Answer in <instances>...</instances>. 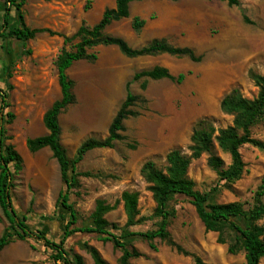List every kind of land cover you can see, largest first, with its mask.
Masks as SVG:
<instances>
[{"label":"rangeland","instance_id":"374dc122","mask_svg":"<svg viewBox=\"0 0 264 264\" xmlns=\"http://www.w3.org/2000/svg\"><path fill=\"white\" fill-rule=\"evenodd\" d=\"M239 1L241 6L229 7L225 2L207 0H143L130 5L128 19L114 22L105 31L125 39L134 49L143 48L154 39L192 48L203 56L200 63L166 54L131 59L117 47L100 46L90 51L97 54L96 61L76 62L68 70L76 102L62 112L59 123L61 143L70 159L75 158L86 140L108 136L126 99V85L136 73L163 66L174 75L187 74L180 85L167 79L147 78L132 83L131 92L141 98L132 108L139 116L124 122L125 140L115 143L112 149L87 153L77 165V172L90 176L80 177V187L69 191V202L77 212L73 227H91L99 201L114 206L123 192L129 191L138 194L141 218L129 231L156 230L160 219L155 216L157 204L150 184L142 174L144 164L151 161L165 171L166 156L171 151L190 155L191 136L202 120L210 121L216 129L232 125L233 116L224 113L220 103L233 89H239L249 99L257 96L250 72L264 75V0ZM115 6L116 0H23L25 26L49 29L58 35L40 33L27 42L15 37L0 38V89L9 95L10 107L5 113L11 111L15 115L13 123L6 125L7 135L24 161L11 191L12 205L19 217H26L34 232H43L55 243L61 242L70 220L69 212L59 204L67 189L52 152L46 148L33 154L26 143L48 134L43 117L61 99L56 62L64 48L73 50L79 41L65 45L63 37H72L83 24L93 27L107 9ZM4 15L0 8V31ZM243 15L251 24L244 21ZM136 16L146 20L139 31L132 28ZM11 17L13 27H22L14 6ZM252 135L264 142V120L252 128ZM216 152L228 167L230 155L218 146ZM240 152L245 168L234 182L220 180L208 164V155L192 160L189 177L197 191L210 194L212 203H240L248 210L256 205L264 187V149L245 145ZM260 200L264 204V195ZM170 209L174 215L168 230L188 255L162 242L156 243L154 250L148 242L134 238L131 243L143 257L132 259L130 264H195V258L206 264H245L244 251L229 252V246L235 243L232 232L225 233V244L219 243V234L206 230L191 204L173 200ZM106 219L109 231L120 236L127 223L123 203H118ZM258 225L264 227V218ZM6 231L15 235L0 208V238ZM13 239L0 253V264H63L54 261V252L44 242L21 241L16 236ZM102 239L94 233H75L65 241L64 248L71 257L80 256L83 264H95L90 248L97 249L108 264H119L122 251ZM260 264H264V259Z\"/></svg>","mask_w":264,"mask_h":264},{"label":"trees","instance_id":"16d2710c","mask_svg":"<svg viewBox=\"0 0 264 264\" xmlns=\"http://www.w3.org/2000/svg\"><path fill=\"white\" fill-rule=\"evenodd\" d=\"M49 1V0H44ZM143 0H116V6L107 9L101 20L93 27L82 25L72 37L64 36V44H70L78 39L73 50L64 48L56 62L58 71V81L61 88V99L57 100L45 113L43 123L48 134L27 140V148L31 153H37L48 148L54 159L57 161L61 179L67 191L60 196L59 204L70 214V220L64 229L63 238L60 243H55L47 239L43 232H34L27 224L26 217H19L13 208L11 191L15 187V178L24 168L22 156L15 146L9 141L12 139L7 135L6 125L12 124L15 115L6 109L10 107L8 103V93L0 89V208L3 215L10 223V227L15 230V235L6 231L0 238V253L14 240L16 236L21 241L36 239L54 252V261L63 264H83L80 256L71 255L65 250V241L75 233H94L103 236L104 242L113 243L116 249L122 251L119 264H130L132 259L143 257L131 240L139 238L148 242L152 249L156 250V243H166L175 247L181 254L188 255L172 239L168 230L170 218L174 211L170 209L173 200L185 201L191 204L205 228L209 232L219 234L218 242L225 244L224 235L227 231L235 235V243L229 246V252L236 254L240 251L245 253V264H260L264 259V227L258 222L264 218V204L260 198L264 195V187L258 194L257 203L252 208L246 210L240 203L214 204L209 193H201L195 189V183L189 177V168L192 160L199 159L203 155H208V164L218 174L221 181L234 182L241 178L245 164L242 160L240 149L245 145H251L264 149V142L253 137L252 128L264 120V75L250 72V78L258 89V94L252 99L245 97L239 89H233L221 101V110L233 116L232 125L216 129L208 120H202L197 125L191 136L190 155H185L180 150L171 151L166 156L167 168L165 171L159 169L155 163L144 164L142 174L150 184V190L157 204L155 216L160 219L158 228L148 232H132L129 228L137 226L140 221V211L138 208L139 197L137 193L125 191L121 199L114 206L106 205L99 201L92 214L93 225L91 227H73L77 223V212L75 205L69 202V191L80 187V177H89V173L77 172V165L81 163L87 153L98 149H112L115 143L125 140L122 133L125 131L124 122L131 117H138L139 113L132 108L141 99L131 92V85L142 78L153 81L167 79L178 85L182 84L187 77L186 73L174 75L167 67L157 66L151 70L138 72L131 82L126 85V99L114 117L108 136L104 139L90 138L83 142L76 152L74 159H70L64 146L61 143L62 129L59 117L69 106L75 104L76 97L73 93L74 83L68 76V70L74 63L80 61H96L97 54L90 53L96 47H117L122 55L127 58L155 57L158 55H169L176 58H188L193 63H200L202 55L189 47H176L169 44L164 39H154L147 46L134 49L129 43L120 37L110 36L105 33L106 29L114 22H119L130 17V5ZM178 1V0H173ZM225 2L229 7H239V0H207ZM11 6L18 12L22 27L11 25ZM23 0L17 3L16 0H3L0 8L5 11L3 28L0 31V38L15 37L17 40L27 42L40 33L58 35L49 29H30L25 26L21 8ZM244 21L251 24V21L243 15ZM146 25V20L136 16L132 21V28L139 31ZM188 74H191L189 72ZM8 90L12 89L10 84ZM143 89L146 88L144 83ZM216 146L230 155L231 164L226 167L224 160L217 154ZM122 202L127 216L126 229L120 236L109 231L110 223L106 215L113 211L118 203ZM90 253L95 264H108L100 255L99 251L90 248ZM195 264H206L200 258H195Z\"/></svg>","mask_w":264,"mask_h":264}]
</instances>
